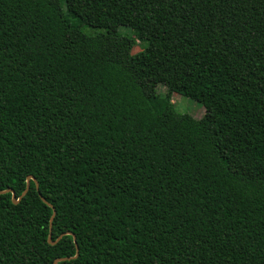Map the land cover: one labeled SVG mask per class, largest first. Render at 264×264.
<instances>
[{
    "label": "trees",
    "instance_id": "1",
    "mask_svg": "<svg viewBox=\"0 0 264 264\" xmlns=\"http://www.w3.org/2000/svg\"><path fill=\"white\" fill-rule=\"evenodd\" d=\"M27 175L55 215L0 194V264L73 257L50 229L57 264H264V0H0V190Z\"/></svg>",
    "mask_w": 264,
    "mask_h": 264
},
{
    "label": "rangeland",
    "instance_id": "2",
    "mask_svg": "<svg viewBox=\"0 0 264 264\" xmlns=\"http://www.w3.org/2000/svg\"><path fill=\"white\" fill-rule=\"evenodd\" d=\"M113 29L114 28L112 27L111 30ZM84 30L89 31L90 29L89 27H87V28H84ZM136 50H138L137 46L134 47V51ZM155 91L156 93L163 94L165 92V87L159 84L156 86ZM171 100H172L174 108L178 112L188 113L194 118L200 117L204 112V108L199 102L185 96L180 91H177V90L173 91L171 95Z\"/></svg>",
    "mask_w": 264,
    "mask_h": 264
},
{
    "label": "water",
    "instance_id": "3",
    "mask_svg": "<svg viewBox=\"0 0 264 264\" xmlns=\"http://www.w3.org/2000/svg\"><path fill=\"white\" fill-rule=\"evenodd\" d=\"M30 180H33V181L35 182V187H36V189H37V193H38L40 199H41L44 203H46L48 206H50V208L52 209V213H51V216H50V219H49V225H50V227H51V223H52L53 217H54V215H55L54 207H53L50 203H48V202L42 197V195H41L40 192L38 191V183H37V181L35 180V178H34L32 175H27V177H26V185H25V188H24V190L21 192V194H20L18 197H16L14 191H13L11 188L4 189V190H0V194H2V193H8V192H9V193H11V200H12V202H13V203H18V202L20 201V199H21V198L26 194V192L28 191ZM64 234L72 235V237H73V241H74V244H75V246H76V252H75V255H74L73 257H65V258H59V259H56V260L54 261V264H57L58 261H64V260H68V259H70V258H75V257H77V255H78V248H77V245H76L75 236H74V234L71 233L70 231L64 232V233L61 234V235H60L55 241H51V240H50V237H51V229H50L49 234H48V237H47V240H48L49 243L54 244V243H56V242L59 240V238H60L62 235H64Z\"/></svg>",
    "mask_w": 264,
    "mask_h": 264
}]
</instances>
